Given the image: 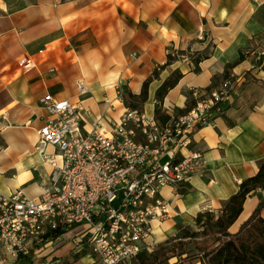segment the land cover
Instances as JSON below:
<instances>
[{"label": "crops", "instance_id": "0c3cea01", "mask_svg": "<svg viewBox=\"0 0 264 264\" xmlns=\"http://www.w3.org/2000/svg\"><path fill=\"white\" fill-rule=\"evenodd\" d=\"M250 49H264V0H0V194L22 189L38 197L50 178L52 166L37 148L38 129L50 117L41 101L45 94L82 107L90 128L97 117L108 124L123 113L119 87L139 94L151 76L139 105L149 115H155L156 90L176 68L183 75L162 102L168 114L193 106L195 89L239 77V93L194 132L206 170L191 178L185 192L164 188L171 216L156 226L155 236L163 242L179 223L196 227L204 206L221 209L264 160V57L247 54ZM170 50L188 59L176 56L166 64ZM22 56L35 65L25 67ZM79 79L88 92L79 91ZM263 200V188L251 192L230 229L238 230ZM79 234L83 225L27 254L32 262L19 257L4 264L61 260L81 250L79 239H72ZM79 260L92 264L94 257L88 249Z\"/></svg>", "mask_w": 264, "mask_h": 264}, {"label": "built area", "instance_id": "2783aa9c", "mask_svg": "<svg viewBox=\"0 0 264 264\" xmlns=\"http://www.w3.org/2000/svg\"><path fill=\"white\" fill-rule=\"evenodd\" d=\"M172 53L188 59L186 53ZM246 53L264 57V49ZM18 60L27 68L35 65L27 56ZM241 85L239 77L216 85L217 112ZM77 87L81 93L89 91L84 79ZM208 89L193 91L194 115L181 121H171L174 113L159 119L140 107L126 106L118 118L105 124L97 117L90 128L84 127L82 107L69 98L45 94L41 101L50 117L38 129L37 148L52 166L51 175L38 197L27 196L22 189L0 194L1 264L40 250L48 240L61 239L75 225H83L80 245L89 246L103 264H119L159 246L155 228L171 216L164 188L184 189L207 168L193 135L209 124ZM117 98L124 101L120 87ZM137 112H144V120H137ZM178 155L187 156V163H178ZM170 159H177V168H170ZM83 178H90V185H83ZM133 186H140V198H132ZM65 213H75V220H65ZM102 220H109V229L96 244H89ZM57 231L60 234L53 235ZM58 260L49 258L41 264Z\"/></svg>", "mask_w": 264, "mask_h": 264}, {"label": "trees", "instance_id": "16d2710c", "mask_svg": "<svg viewBox=\"0 0 264 264\" xmlns=\"http://www.w3.org/2000/svg\"><path fill=\"white\" fill-rule=\"evenodd\" d=\"M173 51H169L166 64L176 58ZM198 68L197 64L195 69ZM157 74L158 70L155 69L153 76ZM182 75V71L176 68L156 90L155 115L159 119L168 117L169 114L164 111L162 102L169 89L177 84ZM151 79L152 76L144 82L139 94L132 93L130 90L124 92V101L127 106L139 107L147 99ZM257 188L264 189V160L261 161L257 173L240 182L239 189L229 197L221 209L198 212L195 217L196 227L179 223L175 235L166 238L153 251H141L131 264H192L196 261L202 264H264V217L261 214L264 200L260 201L238 230L230 229L242 212L247 196ZM187 190L189 187L181 189L180 192ZM58 232H53V235L58 236L60 234ZM86 246L84 244L81 250L71 252L60 264H69L68 260L71 257L79 260L83 254L87 253ZM20 257L23 262H32L29 255H20Z\"/></svg>", "mask_w": 264, "mask_h": 264}, {"label": "bare ground", "instance_id": "6f19581e", "mask_svg": "<svg viewBox=\"0 0 264 264\" xmlns=\"http://www.w3.org/2000/svg\"><path fill=\"white\" fill-rule=\"evenodd\" d=\"M208 103H209V123L212 122V115L217 112V86H212L208 89ZM186 115H194V107L191 106L184 113L171 114V121H181ZM137 120H144V112H137ZM178 163H187V156L178 155ZM170 168H177V159H170ZM83 185H90V178H83ZM132 198H140V186L131 187ZM65 220H75V213H65ZM109 229V220H102L100 224H97V228H94L92 236H89V244H96L97 239ZM157 247V246H156ZM154 247V249L156 248ZM152 251V250H145Z\"/></svg>", "mask_w": 264, "mask_h": 264}, {"label": "rangeland", "instance_id": "374dc122", "mask_svg": "<svg viewBox=\"0 0 264 264\" xmlns=\"http://www.w3.org/2000/svg\"><path fill=\"white\" fill-rule=\"evenodd\" d=\"M139 107H141V106H139ZM76 238H78V239H79V242L82 243V236H81L80 234L78 235V237H76V236L72 237L73 240H76ZM79 245H80V244H79ZM82 247H84V244H82V246L79 247V249H80V248L82 249ZM87 247H88L89 251H90L91 253H93V252L91 251V249L89 248V246H87ZM92 255H93V257H94V262H93L92 264H103V263L100 261V259H99L95 254H92ZM45 257H46V256L43 257V255H42V258H45ZM65 259H66V257L63 258V259H61V260L56 261V263L60 264V263L63 262ZM133 259H134V258H132V259H128V260L125 261V263H127V264H131ZM68 261H69V262H68L69 264H85V263L82 262L81 260H74L73 257L69 258ZM65 263H66V262H65ZM66 264H67V263H66Z\"/></svg>", "mask_w": 264, "mask_h": 264}]
</instances>
